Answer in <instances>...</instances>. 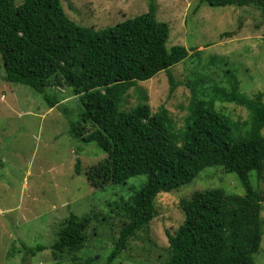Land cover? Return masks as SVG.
Returning a JSON list of instances; mask_svg holds the SVG:
<instances>
[{
	"label": "trees",
	"instance_id": "1",
	"mask_svg": "<svg viewBox=\"0 0 264 264\" xmlns=\"http://www.w3.org/2000/svg\"><path fill=\"white\" fill-rule=\"evenodd\" d=\"M195 1L212 8L252 7L264 17V0ZM168 36V25L156 18L155 0H149L146 13L98 31L69 20L60 0H23L18 7L14 0H0V74L4 82L37 93L48 87L71 88L81 109L78 120L69 124L70 137L83 145L94 144L105 154L85 172L91 188L104 190L145 177L120 205L123 218L104 264H112L138 232L148 230L158 194L191 183L208 167L234 174L243 196L208 189L182 200L184 219L173 235L167 234L163 264H254L263 236L264 197L250 177L253 173L259 180L264 172L263 94L241 92L232 72H225L228 89L207 92L198 81L186 83L191 93L188 115L178 134L170 131L163 107L154 114L146 103L121 110L124 95L135 84L168 72L188 57L182 46L167 49ZM168 82L172 93L176 85L171 76ZM43 98L50 108L55 106ZM218 102L248 112L243 131L216 111ZM80 172L76 159L74 173ZM91 221V214L68 215L49 247L53 260L67 257L72 264H97V258L79 256ZM21 249L24 262L46 248L21 244Z\"/></svg>",
	"mask_w": 264,
	"mask_h": 264
},
{
	"label": "rangeland",
	"instance_id": "2",
	"mask_svg": "<svg viewBox=\"0 0 264 264\" xmlns=\"http://www.w3.org/2000/svg\"><path fill=\"white\" fill-rule=\"evenodd\" d=\"M22 3L14 0L16 7ZM60 3L69 20L98 31L146 13L149 0ZM155 6L157 20L168 25L167 49L182 46L188 57L168 72L135 84L124 95L121 110L146 103L154 114L163 107L172 125L170 131L178 134L188 115L191 93L186 83L198 81V87L207 92L228 89L225 72L236 74L241 92L249 96L262 93L264 101L261 12L252 7L212 8L195 0H155ZM168 76L176 85L172 93ZM203 80L205 84L200 82ZM44 96L55 106L50 108ZM80 109L78 97L67 86L48 87L37 93L27 86L4 82L0 74V264H72L67 257L60 262L53 260L49 249L69 214L92 216L80 257L97 258V264H104L112 252L123 218L120 205L138 190L145 177H133L124 185L104 190L88 185L85 172L105 154L94 144L83 145L70 137L69 124L78 120ZM215 109L239 131L245 129L248 112L244 108L218 102ZM76 159L81 169L78 176L74 173ZM250 181L264 197V172L259 180L252 173ZM208 189L243 196L234 174L224 173L220 167L205 168L191 183L157 195L156 214L148 230L138 232L112 264L167 262V234L173 235L184 219L179 203L194 192ZM262 206L264 221V201ZM21 244L46 249L22 262ZM253 261L264 264V226Z\"/></svg>",
	"mask_w": 264,
	"mask_h": 264
}]
</instances>
